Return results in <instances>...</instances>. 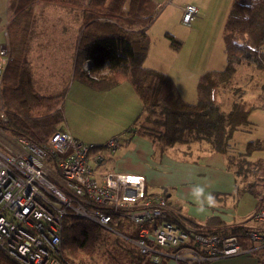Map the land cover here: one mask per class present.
Listing matches in <instances>:
<instances>
[{"label": "trees", "instance_id": "1", "mask_svg": "<svg viewBox=\"0 0 264 264\" xmlns=\"http://www.w3.org/2000/svg\"><path fill=\"white\" fill-rule=\"evenodd\" d=\"M37 2L54 3L55 5L57 4L68 10L80 11L81 24L76 41L73 79H76L98 91H106L123 82H129L142 103V110L146 115L145 120L150 124V126L144 127L145 125L143 123L138 127V130L129 128L127 131L130 132L131 136L138 134L142 137H147L151 142L153 141L152 143L154 145L157 144L159 146L161 152L165 151V148L174 145L189 146L194 143H205L211 152L225 155L226 157L229 155L231 151L230 141L233 134L236 131L242 130L245 125H249L248 116L257 107L252 103L248 104L239 102L234 103L230 111L223 112L220 109V106L214 101V89L216 91L220 87L228 84L235 72V67L242 61L254 63L257 68L264 69V0H249L248 4L239 0L232 1L222 30L226 67L224 66L221 70L207 71L208 73L205 72V75L199 77L196 92H198L197 99H201V101H199L201 107H199L197 100L195 103L186 102V104L183 105L185 101L178 97L180 95L170 77L155 69L145 68L142 65L150 43L147 29L152 24L155 15L157 14L156 9L158 7L153 1L9 0L8 11L12 13L13 20L9 22L7 26V30L12 34L10 37V34L8 33L11 44V53L10 60L4 71L1 86L2 92L0 93L1 103H4L3 106H5L4 108L7 111L6 122L2 127L4 131L13 137H23L27 140L29 139L32 143L41 146L42 144L45 145L47 143L51 133L53 134L60 129L58 128L59 125L64 121L62 99L65 96V90L60 93L43 96L34 89L32 76L26 60V48L25 44H23L24 38L21 39L22 37H19L23 36V34H19V36L17 34L19 31L23 32V28L27 27L21 28L22 19L24 20L26 16L30 17L32 14V8ZM13 3L15 5H13ZM139 21L141 22L138 23ZM136 25H140V27H137ZM10 29H12V32ZM141 36H144V39L141 38ZM165 37L170 41V46L173 49H179L181 44L175 39V37L170 34H165ZM19 39H21V41ZM141 39L145 41L141 42ZM18 47H23L24 49L22 50ZM19 55L20 58L22 57L21 59L19 58ZM13 56L14 59H12ZM15 57L18 59H15ZM83 58L85 60H83ZM15 60H19V62ZM24 61L26 64H24ZM86 62L89 63L88 71L82 69L83 64ZM79 63L83 64L80 65ZM22 66L26 67L21 69L20 67ZM169 80L172 83H170ZM173 89L175 90V93ZM174 95H176V99H173L175 98ZM177 98L179 99L177 100ZM3 99L6 100L2 102ZM172 100H174V102ZM209 100H212V102ZM172 103L175 104L172 105ZM202 104L205 107L202 108ZM146 105H149V107ZM164 108H168L171 115H169ZM241 108H243V110ZM196 110L197 112L200 111V114L199 112L197 113ZM202 110H204L205 113H203L204 111ZM151 111L154 113H150ZM175 111H178L176 112L178 114H176ZM214 112H216V114ZM240 112L241 114L244 112V114L241 116ZM162 114H164V116ZM207 116L210 122L203 121L205 124L203 122L201 123L200 121L206 119L205 117ZM217 118L220 120H217ZM174 120L176 121L174 122ZM197 120H199L200 123L196 124ZM213 120L215 123H211ZM237 120L238 122H236ZM169 122L171 123L170 128H172L170 130L166 127L167 124L169 125ZM220 123H222L221 129L218 131L217 128ZM194 124L199 127H196V125L194 126ZM208 124H211L212 127H208L209 129L207 130L206 125ZM191 125H193V127ZM214 125L216 126V129L214 128ZM232 125L235 126V128ZM201 126H204L203 130L202 128L200 129ZM188 128L192 130H188ZM185 132L186 134L190 133L189 135H186ZM207 132L210 135H208ZM159 133L161 135L158 137L157 135ZM166 134L171 137V139L167 137ZM217 135L218 140L221 142L220 144L218 143ZM173 136L175 137L173 138ZM192 136L194 138H192ZM42 137L45 138L43 140L46 142L42 141ZM182 137L184 139H182ZM197 137L199 138L197 139ZM186 139L189 140L182 141ZM208 139L213 142H210ZM249 142H247L245 146V156H250L255 151H264L263 141L255 140ZM216 146L218 147V151ZM220 149L224 150V153H222V150ZM219 150L221 153H219ZM228 168L230 167L228 166ZM247 190L249 192H247ZM244 192L249 194L251 192V195H254V197H257V194H259L254 183H249L244 189ZM78 218L79 217L73 216L68 220H65L62 234L64 253L71 264L74 262L67 256L66 252L69 256L76 259H80L81 256L91 258L96 252V244L101 238L102 233H104L103 230L106 231V229H103L102 227L101 229L100 226L91 223V221ZM217 219L218 218L215 217L209 218L206 225L210 229L207 228V230L204 231H208L209 233L211 230V234H222L224 236L238 234V232L241 233L242 231H245L243 226L225 227V225ZM96 227H98V229ZM131 248L132 249L125 250L124 253H121L123 256L122 264L123 262L125 264H145L146 261L136 253L133 246ZM0 264H16V262L0 251Z\"/></svg>", "mask_w": 264, "mask_h": 264}, {"label": "built area", "instance_id": "2", "mask_svg": "<svg viewBox=\"0 0 264 264\" xmlns=\"http://www.w3.org/2000/svg\"><path fill=\"white\" fill-rule=\"evenodd\" d=\"M197 15L195 5L182 6L183 24H190ZM3 34L0 93L10 60L4 29ZM88 67L86 62L84 70ZM6 118L0 100V251L17 264H71L62 234L65 219L72 216L108 231L129 230L128 235L119 236L152 264L164 259L206 264L264 253V176L252 225L238 234H211L179 222L166 195L150 192L144 176L102 171L106 159L120 148V137L97 146L60 129L39 146L23 137L2 136Z\"/></svg>", "mask_w": 264, "mask_h": 264}, {"label": "crops", "instance_id": "3", "mask_svg": "<svg viewBox=\"0 0 264 264\" xmlns=\"http://www.w3.org/2000/svg\"><path fill=\"white\" fill-rule=\"evenodd\" d=\"M151 1L156 3L157 7H159L160 4L163 5L165 3L164 0ZM187 3L195 4L199 8L197 18H195L192 23H190L191 25H186L181 22V24L188 27L189 31L193 33V36H197L199 39L203 38V34H198V32H200L198 26L202 23V21L210 34L217 33L219 32V30H221L222 36L223 26L228 13H225L223 16H219L215 11H208V9L205 8L204 5L200 2ZM187 3H184L183 5ZM183 5L179 7L180 11ZM179 21H181V16ZM194 21L195 23H193ZM79 23L81 24V19H79ZM151 27L152 25H150L147 29L150 43L147 49L146 56L142 63L143 67L155 69L170 77L183 101L187 103H195L197 100L196 82H198L201 74L207 71L218 69L221 70L224 67L220 69V67L222 66L219 63L220 61L214 58L212 60H209L206 65H203L201 63H197L199 65L195 64L199 68L193 67V69H188L187 66L190 63V59H188L189 57L180 56V48L177 50L173 49L170 46V41H168L166 37L165 40L162 38L165 36V34H170L173 37L175 35L168 31H162L163 34H151ZM160 34H162V37ZM175 37L177 39V36ZM54 39L59 40L50 42V50L53 51L51 52V54L54 53L58 59L56 61L57 68L55 69V71H53L55 73L48 78V84L45 83V86L37 84V80L34 77V65L29 64V71L32 76L34 89L38 93L40 91L41 93L39 94L43 96L60 93L63 90L66 91L65 83L69 78H71L72 83L67 87L66 97L68 95L71 96V102L74 104L72 106H75L77 109H79L83 105L85 109H87V112H95L99 116H109V119L112 115L111 121L107 123L109 128L108 132L103 133L101 136L98 135V139H96L95 143L93 144L101 146L107 140L116 136L120 137V139L128 140L125 145H123V147L118 149L116 154L106 159L105 163L102 166V171L104 170L103 172L114 171L121 173L140 174L144 176L146 179V186L148 190L152 193H166L165 195L168 198V204H170V211L174 212V214L177 215L179 222L183 224L185 223L188 226L207 230V220L211 218L212 215L213 217L215 216V218H220L219 220L224 223L226 227H231V225L242 226V223L244 222L248 223L247 225H243L244 228L252 225L251 215L254 213V209H256L258 205L257 197H255V208L250 211H246L243 214L237 213L236 207L239 204L238 199L240 197L239 196L237 198L234 194L237 187V179L235 173L230 168H228L226 159L227 157L225 155L220 156V154L218 153H213L208 149V147L205 149H199L196 146H194V148L191 147L188 154H183L180 149L175 153H172L171 149L160 152V150H157L155 145L147 137L134 135L124 138V134L126 135L125 132L129 128H131L132 124H134L136 120H138L139 116L144 113L141 107L142 103L134 92L130 83L123 82L109 90L98 91L90 88L89 86L76 79H73V65L75 59L73 60L72 56L76 52V46L74 50L71 43L66 40L64 41L63 39H60L59 35H56ZM162 54H164L166 58H163ZM67 56L70 58H68ZM27 62L30 63L29 60ZM50 63H55V61L52 59L50 60ZM180 74L182 75V78ZM62 113L64 121L59 125L58 128L67 130L74 138L80 140L79 138H81L83 131L79 130L76 126L73 120L74 117L71 116V109H66L65 111H63L62 107ZM251 113L249 114V116L251 115ZM249 116L248 127L250 126L251 129L247 130L246 128H243L242 130L236 131L233 134V137L230 141L231 152H233L237 145L236 140L240 141V139H238L240 137L237 134L245 135V138H247V135L249 137L252 131L254 132V126L250 121ZM257 140L262 141L264 139ZM246 141L249 142L255 140L249 139V141ZM139 151L144 152L140 153ZM126 154L127 156H125ZM252 154L254 155V152ZM141 157H143V160L141 159ZM161 158L163 159L162 161ZM201 159L204 164L201 162ZM131 167L134 168L135 171ZM160 174L162 175L160 176ZM223 175L225 176V178ZM207 180L209 183L207 182ZM210 183L213 186H211ZM177 205H179V207ZM228 224H230V226ZM244 245L247 246L245 243ZM262 255L264 254L259 253L256 255H241L225 259L212 260L210 262H207L206 264H262L264 262L262 261L264 260V256ZM145 264L152 263L146 261ZM158 264L179 263L174 261L173 259H164Z\"/></svg>", "mask_w": 264, "mask_h": 264}, {"label": "rangeland", "instance_id": "4", "mask_svg": "<svg viewBox=\"0 0 264 264\" xmlns=\"http://www.w3.org/2000/svg\"><path fill=\"white\" fill-rule=\"evenodd\" d=\"M164 1L165 3L163 5H160L156 11L157 14L155 15L154 21L151 24L152 27L150 28L151 34H155V33L159 34V33H162V31H168L174 34L175 36H177V39L175 36L174 37L176 40L179 39L178 41L181 44V46L179 47L180 56L182 57L188 56L189 57L188 59H190V63L187 66L188 69H193V67H198L197 65H199L200 63L203 65H206V63H208L209 60H212L214 58L220 61L219 63L222 65L220 69L223 68L225 66V56L223 52L224 44L222 41L221 30H219V32L217 33L210 34L207 31L206 26H204L205 24L201 23L198 26V29L200 31L198 32V34H203V38L199 39L197 36H193V33L189 31L188 27L181 24V21H179L180 16H181V11L179 7L187 2L189 3L190 2L192 3L200 2L204 5L205 8L208 9V11H211V12L215 11L217 12V15L223 16L225 13L229 12L230 6L232 4V0H164ZM239 1H244L245 4L249 3V0H239ZM192 5H195V4H192ZM8 7H9V0H0V43L4 41L3 29L6 31L8 35V30L6 28L8 26V23L13 20L12 13L8 11ZM76 15L77 17H75ZM79 16H80V11L70 10V9L68 10L67 8H63L55 4L52 5V3L37 2L34 4L32 8V14L30 15V17L26 16L24 20L22 19L21 28L26 27V26L27 27L24 28V31L22 33L21 31H19L18 34L20 35L23 34L24 36L23 42L25 44L26 52H27L26 60L30 61V63H28V68H29V64L34 65V68H33L35 70L34 77L37 80L38 85L45 86L44 85L45 83L48 84V78L51 77L55 73L53 71H55V69L57 68L56 61L58 59L54 53L51 54V52L53 51L50 50V47H51L50 42L59 40V39L54 40V37L56 35H59L60 39H65L66 41L70 42L72 47L75 49L76 41L79 35V32H78L79 26H80ZM61 28L62 30L64 28V30L63 31L59 30ZM162 34H160L161 37H162ZM162 38L165 40V36ZM8 39H9V35H8ZM9 42H10V39H9ZM50 55L51 57H49ZM162 55H163V58H166L164 54ZM50 58H52L55 61V63H50V60H52ZM72 59L73 60L75 59V53L73 54ZM241 63L235 67L236 68L235 72L232 75V78L229 81V83L217 89L214 92L216 96L213 95L214 99L216 98V100L214 101L220 106V109L223 112L230 111L232 107L231 105H233L234 102L235 103H239V102L249 103L250 102V103H253L257 107L249 116V119L253 123V126H254V132L252 131L249 137L247 135V138H245V135L237 134L240 137L238 138L240 139V141L236 140L237 145L235 149L233 150V152L230 151L229 156H227V161L228 159H230L228 161V165L230 169L234 173L237 172L236 173L237 187H236V191L234 194L237 198L240 196L238 199L239 204L236 207L238 214L240 213L243 214L246 211H250L253 208H255L256 206L255 197L251 194L249 195V193L248 194L242 193V190L244 192V189L247 187L246 185L249 184L250 181H251L250 183H254V182H255L254 184L257 183L256 189L260 190L261 182H257V181L261 180L264 175V172H263L264 171V167H263L264 166V162H263L264 161V151L262 152L255 151L254 155L252 154L253 156L252 155L244 156L243 154L245 152V146H246L245 144H247L246 140L249 141V139H254V140L264 139V94H262L264 93V89H263L264 88V69L263 70L258 69L254 63H248L246 61H242ZM82 69L84 70V64H83ZM180 76L182 78L181 74ZM71 83H72L71 78H69L67 82L65 83L66 91H65V96L62 99L63 111H65L66 109H71V116L74 117L73 120L76 126L78 127L79 130L83 131L82 136L79 139L84 142L95 143L96 139H98L99 136H101L105 132L106 133L108 132L109 128H108L107 123L111 121L112 115L109 119V116H105V115L99 116L95 112H87L86 111L87 109H85L83 105L79 109H77L75 106H72L74 104L71 102V96L68 95L66 97L67 87ZM39 93L41 92L39 91ZM143 114H141L138 120H136V122L132 124L131 129H134V130L138 129V127L143 123L145 126H150V124L147 123V121L145 120V117H144L145 113ZM244 128H246L247 130L251 129L250 126L248 127V125H245ZM127 132H125L126 135L124 134V138H127V136L131 137L130 133H127ZM6 135L9 136L10 134L7 132L5 133L4 131L2 133V136L7 137ZM135 135L140 136L138 134H135ZM2 139L3 138H1V135H0V141ZM127 140L128 139H121L120 148L123 147V145H125L124 143H126ZM194 146H196L199 149L207 148V145L205 143H198V144L194 143L189 146L174 145L172 147L165 148L164 150L171 149L172 150L171 152L175 153L176 151L180 149V151L183 154H188L189 149H191V147L194 148ZM155 147L157 148V150L160 149L157 144H155ZM240 153L242 155H240ZM238 157L241 159H239ZM231 158H233L232 160L233 162H231ZM257 158H259V160H257ZM245 161L247 163H245ZM253 161L254 163L257 162L256 163L257 165H255ZM260 161L262 164L260 163ZM248 165H249L250 170L247 167ZM259 165H261L262 168ZM244 168L245 169L247 168L246 176L243 175L245 174L243 172V170H245ZM261 171H262V174H261ZM254 174L255 175L257 174L256 175L257 178ZM258 177L261 179H259ZM247 224H248L247 222L242 223V225H247ZM127 232H126V229H119V228H114L113 232L112 231L107 232L104 230V233H102L101 238H100L101 240H99L97 243V247H96L97 253L95 252L93 258L81 256L80 259L79 258L76 259V258H72L71 256H69L67 252L66 254L68 257H70V259L75 264H92V263L93 264H113L112 262H114V264H119L118 262L119 260L121 264L123 256L119 252L121 251L122 253H124L125 250L132 249L130 248L132 247V245L130 243L128 244L126 240H122L123 238L119 236L120 234L128 235L130 233L128 230ZM106 234L109 236H107ZM117 242L120 244H118ZM108 246L112 248L108 249L109 248ZM110 253L113 256L110 255ZM109 257L111 259H108ZM115 257H118L117 260H115L116 259Z\"/></svg>", "mask_w": 264, "mask_h": 264}, {"label": "bare ground", "instance_id": "5", "mask_svg": "<svg viewBox=\"0 0 264 264\" xmlns=\"http://www.w3.org/2000/svg\"><path fill=\"white\" fill-rule=\"evenodd\" d=\"M17 1H19V0H17ZM79 1H82V0H79ZM123 3H124V2H123ZM53 4H54V3H52V5H53ZM159 4H160V2H159ZM159 4H158V5H159ZM187 4H188V3H187ZM13 5H15V4L13 3ZM56 5H57V4H56ZM160 5H161V4H160ZM119 6H120V5H119ZM85 7H86V6H85ZM121 7H122V6H121ZM58 8H59V7H58ZM87 9H88V6H87ZM80 10H81V9H80ZM156 10H157V9H156ZM59 11H60V10H59ZM85 11H86V10H85ZM198 11H199V10H198ZM15 14H16V13H15ZM200 14H201V13H200ZM62 17H63V16H62ZM75 17H77V15H76ZM79 17H80V16H79ZM79 17H78V18H79ZM81 17H82V15H81ZM198 17H199V16H198ZM127 18H128V17H127ZM145 18H148V17H145ZM196 18H197V17H196ZM68 19H69V18H68ZM199 19H200V18H199ZM129 20H130V19H129ZM137 20H138V19H137ZM137 20H136V23H137ZM201 20H202V19H201ZM64 22H65V21H64ZM140 22H141V21H139L138 23H140ZM198 22H199V21H198ZM200 22H201V21H200ZM206 22H208V21H206ZM5 23H6V22H5ZM145 23H146V21H145ZM145 23H144V24H145ZM191 23H192V22H191ZM193 23H195V21H194ZM141 24H142V23H141ZM202 24H203V21H202ZM186 25H187V24H186ZM190 25H191V24H190ZM133 26H134V25H133ZM136 26H137V25H136ZM204 26H205V25H204ZM134 27H135V26H134ZM137 27H140V25L137 26ZM8 28H9V27H8ZM135 28H136V27H135ZM6 29H7V28H6ZM23 30H24V28H23ZM59 30L63 31L64 28H63V30H62V28L59 29ZM191 30H192V29H191ZM10 31L12 32V29H10ZM53 31H54V30H53ZM224 31H225V29H224ZM13 32H14V31H13ZM25 32H26V31H25ZM129 32H130V31H129ZM8 33H9V31H8ZM21 33H22V31H21ZM26 33H27V32H26ZM54 33H55V32H54ZM56 33H57V32H56ZM62 33H63V32H62ZM224 33H225V32H224ZM9 34H10V37H11L12 34H11V33H9ZM9 34H8V35H9ZM136 34H137V33H136ZM17 35L19 36V34H17ZM144 35H145V34H144ZM19 37H22L21 39L24 38L23 36H19ZM25 37H26V36H25ZM143 37H144V36H143ZM143 37L141 36V38H143ZM50 38H51V37H50ZM54 38H55V37H54ZM138 38H139V37H138ZM21 39H19V40L21 41ZM26 39H27V38H26ZM52 39H53V38H52ZM143 39H144V38H143ZM143 39H141V42H144V41H145V40L143 41ZM242 39H243V38H242ZM246 39H247V38H246ZM17 40H18V39H17ZM54 40H55V39H54ZM63 40L65 41V39H63ZM237 42H238V41H237ZM17 43H18V42H17ZM23 44H24V42H23ZM10 45H11V44H10ZM22 46H23V45H22ZM58 46H59V45H58ZM11 47H12V46H11ZM18 48H19V49H22V50L24 49L23 47H22V48L18 47ZM74 50H75V49H74ZM74 50H73V51H74ZM25 52H26V51H25ZM10 53H11V52H10ZM19 53H20V51H19ZM26 53H27V52H26ZM143 53H144V51H143ZM11 55H12V54H11ZM13 55H15V54H13ZM20 55H21V54H20ZM20 55H19V58H20ZM128 55H130V54H128ZM23 56H24V55H23ZM17 57H18V56H17ZM17 57H15V59H18ZM24 57H25V56H24ZM49 57H51V56H49ZM67 57H68V56H67ZM72 57H73V56H72ZM21 58H22V57H21ZM21 58H20V59H21ZM68 58H70V57H68ZM12 59H14V56H13ZM24 60H25V59H24ZM83 60H85V59L83 58ZM15 61H18V62H19V60H15ZM72 61H73V60H72ZM20 62H21V61H20ZM84 62H85V61H84ZM101 62H102V61H101ZM103 62H104V61H103ZM22 63H23V62H22ZM24 64H26L25 61H24ZM27 64H28V63H27ZM79 64H80V63H79ZM81 64H83V63H81ZM81 64H80V65H81ZM241 64H242V63H241ZM75 65H76V64H75ZM73 66H74V65H73ZM95 66H96V65H95ZM11 67H12V65H11ZM24 67H26V66H24ZM24 67L22 66V67H20V68L23 69ZM82 67H83V66H82ZM103 67H105V66H103ZM106 67H107V66H106ZM225 67H226V66H225ZM252 67H253V66H252ZM20 68H19V69H20ZM255 68H256V67H255ZM235 69H236V68H235ZM258 69H262V68H258ZM104 70H105V69H104ZM84 71H85V70H84ZM7 72H8V70H7ZM108 72H109V71H108ZM204 72H205V71H204ZM202 73H203V72H202ZM207 73H208V72H207ZM92 74H94V73H92ZM106 74H107V73H106ZM86 75H87V74H86ZM201 75H205V73H204V74H201ZM209 75H210V74H209ZM251 77H252V76H251ZM169 81H170V80H169ZM5 82H6V81H5ZM170 83H172V82L170 81ZM196 83H197V82H196ZM8 84H9V83H8ZM3 85H4V84H3ZM261 85H262V84H261ZM165 86H166V85H165ZM8 88H9V87H8ZM173 88H174V87H173ZM261 88H262V87H261ZM174 89H175V88H174ZM174 89H173V90H174ZM263 89H264V88H263ZM173 90H172V91H173ZM8 91H9V90H8ZM236 91H237V89H236ZM1 92H2V91H1ZM214 92H215V89H214ZM157 93H158V92H157ZM174 93H175V90H174ZM176 93H177V92H176ZM197 93H198V92H197ZM234 93H235V92H234ZM262 94H264V93H262ZM172 95H173V93H172ZM214 95H215V94H214ZM238 95H239V94H238ZM174 96H175V98H173V97H172V98H173V99H176V95H174ZM215 96H216V95H215ZM178 97H180V96H178ZM199 98H201V97H199ZM153 99H154V98H153ZM170 99H171V98H170ZM178 99H179V98H177V100H178ZM180 99H181V97H180ZM202 99H203V98H202ZM5 100H6V99H5ZM5 100L3 99L2 102H4ZM177 100H175V101H177ZM206 100H207V99H206ZM214 100H216V98H215ZM172 101L174 102V100H172ZM197 101H198V105H199V107H201V105L199 104V103H200L199 101H201V99H199V100L197 99ZM202 101H204V100H202ZM209 101L212 102V100H209ZM246 101H247V100H246ZM176 103H177V102H176ZM182 103H183V102H182ZM234 103H235V102H234ZM249 103H250V102H249ZM249 103H248V104H249ZM3 104H4V103H3ZM3 104H2V105H3ZM173 104H175V103H172V105H173ZM185 104H186V102L183 103V105H185ZM203 104H204V103H203ZM203 104H202V108L205 107ZM206 104H207V103H206ZM232 104H233V103H232ZM250 104H251V103H250ZM252 104H253V103H252ZM176 105H177V104H176ZM193 105H194V104H193ZM193 105H192V106H193ZM146 106L149 107V105H146ZM231 106H232V105H231ZM4 107H5V106H4ZM141 107H142V106H141ZM208 107H209V106H208ZM202 108H201V109H202ZM206 108H207V106H206ZM209 108H210V107H209ZM231 108H232V107H231ZM151 109H152V108H151ZM164 109H166V108H164ZM170 109H173V108H170ZM188 109H189V108H188ZM215 109H216V108H215ZM241 109L243 110V108H241ZM166 110H167V112L169 113V109L167 108ZM192 111H193V110H192ZM194 111H195V109H194ZM202 111H204V110H202ZM207 111H208V110H207ZM6 112H7V111H6ZM172 112H173V111H172ZM176 112H178V111H175V113H176ZM196 112H197V110H196ZM198 112H199V114H200V111H198ZM198 112H197V113H198ZM150 113H154V112L151 111ZM173 113H174V112H173ZM173 113H172V114H173ZM203 113H205V111H204ZM208 113H209V112H208ZM214 113L216 114V112H214ZM9 114H10V113H9ZM142 114H143V113H142ZM176 114H178V113H176ZM243 114H244V112H243ZM243 114H241V112H240V115H241V116H242ZM143 115H144V114H143ZM162 115L164 116V114H162ZM162 115H161V116H162ZM165 115H166V114H165ZM169 115H171V112L169 113ZM197 115H198V114H197ZM145 116H146V115H145ZM145 116H144V117H145ZM159 116H160V115H159ZM218 116H219V115H218ZM241 116H240V117H241ZM166 117H167V115H166ZM177 117H178V116H177ZM152 118H153V117H152ZM155 118H156V117H155ZM164 118H165V117H164ZM169 118H170V116H169ZM172 118H173V117H172ZM205 118H206V119H204V120H202V121H200V122H201V123H202L203 121H206V122L209 121V122H210V120H208V119H209L208 116L205 117ZM210 118H211V117H210ZM227 118H228V117H227ZM227 118H226V119H227ZM156 119H157V118H156ZM178 119H179V118H178ZM196 119H198V118H196ZM224 119H225V118H224ZM148 120H149V118H148ZM159 120H160V119H159ZM194 120H195V119H194ZM214 120H215V119H214ZM214 120H213L211 123H215ZM217 120H220V119L217 118ZM227 120H228V119H227ZM238 120H239V119H238ZM238 120H237L236 122H238ZM7 121H8V120H7ZM151 121H152V120H151ZM170 121H171V119H170ZM175 121H176V120H174V122H175ZM241 121H242V120H241ZM152 122H153V121H152ZM200 122H199V120H197V123H196V124H198V123H200ZM7 123H8V122H7ZM7 123H6V124H7ZM153 123H154V122H153ZM172 123H173V122H172ZM194 123H195V121H194ZM203 123H204V122H203ZM217 123H218V122H217ZM162 124H163V121H162ZM174 124H175V123H174ZM179 124H180V123H179ZM179 124H178V126H179ZM192 124H193V123H192ZM196 124H194V126H195ZM204 124H205V123H204ZM221 124H222V123H220V125H219L218 128H217L218 131H219V129H221ZM165 125H166V124H165ZM170 125H171L170 122H169V125H168V124L166 125V127H168L169 130L172 129V128H170ZM175 125H176V124H175ZM208 125H209V124H208ZM208 125H206V129H207V130L209 129L208 127H212L211 124H210L209 126H208ZM216 125H218V124H216ZM172 126H173V125H172ZM176 126H177V125H176ZM191 126L193 127V125H191ZM197 126H198V125H196V127H197ZM214 126H215V125H214ZM222 126H224V125H222ZM232 126H233V125H232ZM144 127H146V126H144ZM179 127H180V126H179ZM181 127H182V126H181ZM198 127H199V126H198ZM203 127H204V126H201L200 129L202 128V130H203ZM219 127H220V128H219ZM233 127L235 128V126H233ZM164 128H165V127H164ZM214 128L216 129V126H215ZM224 128H225V127H224ZM224 128H223V129H224ZM166 129H167V128H166ZM180 129H181V128H180ZM182 129H183V128H182ZM5 130H6V129H5ZM59 130H60V129H59ZM137 130H138V129H137ZM144 130H145V129H144ZM164 130H165V129H164ZM169 130H168V131H169ZM184 130H185V129H184ZM188 130H192V129L188 128ZM207 130H206V131H207ZM210 130H211V129H210ZM212 130H213V129H212ZM142 131H143V130H142ZM158 131H160V130H158ZM178 131H181V130H178ZM221 131H222V130H221ZM223 131H224V130H223ZM229 131H230V129H229ZM5 132H6V131H5ZM139 132H141V131H139ZM146 132H148V131H146ZM160 132H161V131H160ZM165 132H166V130H165ZM165 132H163V133H165ZM173 132H174V131H173ZM182 132H183V131H182ZM182 132H181V133H182ZM187 132H188V131H187ZM194 132H196V131H194ZM208 132H209V131H208ZM208 132H207V134L210 135L209 133H211V132H209V133H208ZM215 132H216V131H215ZM127 133H130V132H127ZM148 133H150V132H148ZM151 133H152V132H151ZM154 133H155V132H154ZM168 133H169V132H168ZM189 133H190V132H189ZM189 133H187V134L189 135ZM198 133H199V132H198ZM221 133H222V132H221ZM221 133H220V134H221ZM224 133H225V132H224ZM131 134H132V133H131ZM152 134H153V133H152ZM185 134H186V132H185ZM187 134H186V135H187ZM205 134H206V133H205ZM216 134H217V133H216ZM216 134H215V135H216ZM51 135H52V133H51ZM155 135H157V134H155ZM159 135H161V134L159 133L157 136L159 137ZM168 135H169V134H168ZM171 135H173V134H171ZM174 135H175V134H174ZM194 135H195V134H194ZM194 135H193V136H194ZM212 135H213V134H212ZM212 135H211V136H212ZM6 136H7V135H6ZM104 136H106V135H104ZM107 136H108V134H107ZM114 136H115V135H114ZM166 136H167V134H166ZM181 136H182V134H181ZM193 136H192V138H194ZM199 136H200V135H199ZM221 136H222V134H221ZM47 137H48V136H47ZM49 137H50V135H49ZM127 137H128V136H127ZM162 137H163V136H162ZM167 137H169V136H167ZM174 137H175V136H173V138H174ZM188 137H189V136H188ZM219 137H220V136H219ZM134 138H135V137H134ZM136 138H137V137H136ZM169 138L171 139V137H169ZM184 138H185V136H184ZM184 138L182 137V139H184ZM198 138H199V137H197V139H198ZM200 138H201V137H200ZM207 138H208V137H207ZM215 138H216V136H215ZM43 139H45V138L42 137V141H44ZM47 139H48V138H47ZM151 139H152V138H151ZM195 139H196V138H195ZM195 139H194V140H195ZM212 139H213V138H212ZM221 139H222V137H221ZM28 140H29V139H28ZM187 140H189V139L182 140V141H187ZM208 140H209V139H208ZM217 140H218V135H217ZM225 140H226V139H225ZM29 141H30V140H29ZM125 141H126V140H125ZM169 141H170V140H169ZM209 141H210V142H213V141H211V140H209ZM218 141H219V140H218ZM44 142H46V141H44ZM134 142H135V141H134ZM152 142H153V141H152ZM218 143L220 144L221 142L219 141ZM225 143H226V142H225ZM249 143H250V142H249ZM124 144H125V143H124ZM149 144H150V143H149ZM210 144H211V143H210ZM42 145H43V144H42ZM222 145H223V143H222ZM222 145H221V146H222ZM256 145H257V144H256ZM136 146H137V145H136ZM217 146H219V145H217ZM217 146H216V147H217ZM247 146H249V145H247ZM212 147H213V146H212ZM254 147H255V146H254ZM138 148H139V147H138ZM140 148H142V147H140ZM219 148H221V147H219ZM151 149H152V148H151ZM223 149H224V146H223ZM252 149H254V148H252ZM137 150H138V149H137ZM220 150H222V149H220ZM220 150H219V153H221ZM258 150H259V149H258ZM125 151H126V150H125ZM145 151H146V150H145ZM214 151H215V150H214ZM217 151H218V147H217ZM223 151H224V150H222V153H224ZM137 152H138V151H137ZM139 152H140V151H139ZM143 152H144V151H143ZM143 152H140V153H143ZM160 152H161V151H160ZM176 152H177V151H176ZM238 154H239V153H238ZM243 154H245V153H243ZM134 155H135V153H134ZM240 155H242V154L240 153ZM125 156H127V154H126ZM131 156H132V155H131ZM208 156H209V155H208ZM215 156H216V155H215ZM220 156H221V155H220ZM227 156H229V155H227ZM238 156H239V155H238ZM244 156H245V155H244ZM162 157H163V156H162ZM168 157H169V156H168ZM198 157H199V156H198ZM205 157H206V156H205ZM211 157H212V156H211ZM134 158H135V156H134ZM134 158H133V159H134ZM139 158H140V157H139ZM165 158H166V156H165ZM199 158H200V157H199ZM236 158H237V157H236ZM236 158H235V159H236ZM238 158H239V157H238ZM242 158H244V157H242ZM119 159H121V158H119ZM131 159H132V158H131ZM141 159L143 160V157H141ZM171 159H172V158H171ZM226 159H227V158H226ZM239 159H241V158H239ZM124 160H125V159H124ZM142 160H141V162H142ZM162 160H163V159L161 158V161H162ZM214 160H215V159H214ZM229 160H230V159H228V161H229ZM232 160H233V158H231V162H233ZM257 160H259V158H257ZM228 161H227V163H228ZM235 161H236V160H235ZM186 162H187V161H186ZM201 162H202V159H201ZM231 162H230V163H231ZM236 162H237V161H236ZM263 162H264V161H263ZM161 163H162V162H161ZM192 163H193V161H192ZM202 163H203V162H202ZM245 163H247V162L245 161ZM253 163H254V161H253ZM256 163H257V162H255L254 164L257 165ZM260 163H261V161H260ZM141 164H142V163H141ZM203 164H204V163H203ZM222 164H223V163H222ZM261 164H262V163H261ZM205 165H206V164H205ZM231 165H232V164H231ZM249 165H250V164H249ZM249 165L247 166L248 168H249ZM141 166H142V165H141ZM223 166H224V165H223ZM228 166H229V165H228ZM259 166L262 168L261 165H259ZM259 166H258V167H259ZM145 167H146V166H145ZM254 167H255V166H254ZM263 167H264V166H263ZM131 168H132V167H131ZM226 168H227V167H226ZM256 168H257V167H256ZM132 169L134 170V168H132ZM222 169H223V168H222ZM241 169H242V168H241ZM244 169H245V168H244ZM246 169H247V168H246ZM246 169L243 170V172L245 173V174H243L244 176H246V174H247V173H246ZM251 169H252V168H251ZM235 170H236V169H235ZM249 170H250V168H249ZM253 170H254V169H253ZM103 171H104V170H103ZM134 171H135V170H134ZM145 171H146V170H145ZM145 171H144V172H145ZM240 171H241V170H240ZM247 171H248V170H247ZM256 171H257V170H256ZM256 171H255V172H256ZM129 172H130V170H129ZM160 172H161V171H160ZM162 172H163V171H162ZM241 172H242V171H241ZM255 172H254V173H255ZM263 172H264V171H263ZM227 173H228V172H227ZM143 174H144V173H143ZM235 174H236V173H235ZM261 174H262V171H261ZM145 175H146V173H145ZM147 175H148V174H147ZM161 175H162V174H160V176H161ZM254 175H255V174H254ZM256 175H257V174H256ZM256 175H255V176H256ZM223 176H224V175H223ZM231 176H232V175H231ZM235 176H236V175H235ZM251 176H252V175H251ZM258 176H259V175H258ZM263 176H264V175H263ZM206 178H207V177H206ZM224 178H225V176H224ZM241 178H242V177H241ZM256 178H257V176H256ZM258 178H259V177H258ZM212 179H213V178H212ZM226 179H227V178H226ZM234 179H235V178H234ZM244 179H245V177H244ZM253 179H254V178H253ZM259 179H261V178H259ZM239 180H240V179H239ZM256 180H258V179H256ZM261 180H262V179H261ZM261 180H259V181H257V182H261ZM207 182H208V180H207ZM250 182H251V181H250ZM250 182H249V183H250ZM180 183H181V182H180ZM183 183H184V182H183ZM185 183H188V182H185ZM189 183H190V182H189ZM208 183H209V182H208ZM254 183H255V182H254ZM256 184H257V183H256ZM256 184H255V185H256ZM185 185H186V184H185ZM210 185H211V183H210ZM245 185H246V184H245ZM247 185H249V184H247ZM247 185H246V186H247ZM260 185H261V184H260ZM211 186H213V185H211ZM260 187H261V186H260ZM151 189H152V188H151ZM165 190H166V189H165ZM257 191H259V189H257ZM154 192H155V191H154ZM178 192H179V191H178ZM190 192H191V191H190ZM247 192H249V191L247 190ZM247 192H246V193H247ZM251 192H252V191H251ZM251 192H250V194H251ZM163 193H164V192H163ZM167 193H168V192H167ZM195 193H196V192H195ZM242 193H245V192H243V190H242ZM165 194H166V193H165ZM247 194H248V193H247ZM250 194H249V195H250ZM185 195H186V194H185ZM185 195H184V197H185ZM257 195H258V194H257ZM253 196H254V195H253ZM255 196H256V195H255ZM182 197H183V196H182ZM184 197H183V198H184ZM194 197H195V196H194ZM224 197H225V196H224ZM224 197H222V198H224ZM186 199H188V198H186ZM187 201H188V200H187ZM216 201H217V200H216ZM178 202H179V201H178ZM189 202H190V201H189ZM176 203H177V202H176ZM180 204H181V203H180ZM169 205H170V204H169ZM171 206H172V205H171ZM173 206H174V205H173ZM177 206L179 207V205H177ZM178 207H177V208H178ZM180 207H181V206H180ZM176 210H177V209H176ZM210 210H211V209H210ZM255 211H256V210H255ZM172 213H174V212H172ZM218 216H220V215H218ZM72 217H73V216H72ZM212 217H213V215H212ZM214 217H215V216H214ZM69 218H71V217H69ZM69 218H68V219H69ZM68 219L66 218L65 220H68ZM78 219H79V218H78ZM219 219H220V218H219ZM181 220H183V219H181ZM217 220H218V219H217ZM221 220H222V219H221ZM224 220H225V219H224ZM78 221H79V220H78ZM226 221H227V220H226ZM226 221H225V222H226ZM71 222H72V221H71ZM184 222H186V221H184ZM91 223H93V222H91ZM184 224H185V223H184ZM223 224H224V223H223ZM94 225H95V224H94ZM189 225H190V224H189ZM204 225H205V223H204ZM209 225H210V224H209ZM215 225H216V224H215ZM228 225L230 226V224H228ZM231 226H232V225H231ZM233 226H234V225H233ZM242 226H243V225H242ZM205 227H207V226H205ZM212 227H213V226H212ZM220 227H221V226H220ZM225 227H226V226H225ZM234 227H235V226H234ZM96 228L98 229V227H96ZM100 228H101V227H100ZM207 228L210 229L209 227H207ZM214 228H215V227H214ZM242 228H243V227H242ZM101 229H102V228H101ZM220 229H221V228H220ZM202 230H203V229H202ZM213 230H214V229H213ZM213 230H212V231H213ZM103 231H104V230H103ZM106 231H107V230H106ZM128 231H129V230H128ZM210 231H211V230H210ZM210 231H209V233H210ZM215 231H216V229H215ZM96 232H97V231H96ZM107 232H108V231H107ZM112 232H113V231H112ZM120 232H121V231H120ZM126 232H127V231H126ZM205 232L208 233V231H205ZM216 232H217V231H216ZM228 232H229V231H228ZM242 232H243V231H242ZM127 233H128V232H127ZM238 233H240V232H238ZM106 235H107V234H106ZM221 235H222V234H221ZM107 236H109V235H107ZM98 237H99V236H98ZM117 237H118V236H117ZM112 238H114V237H112ZM97 240H98V239H97ZM99 240H101V239H99ZM106 240H107V239H106ZM122 240H124V239H122ZM95 241H96V240H95ZM95 241H94V243H95ZM103 241H104V240H103ZM123 242H124V241H123ZM126 242H127V241H126ZM107 243H109V242H107ZM110 243H111V242H110ZM117 243H118V242H117ZM99 244H101V243H99ZM118 244H120V243H118ZM124 244H125V243H124ZM126 244H127V243H126ZM128 244H129V242H128ZM245 244L247 245V243H245ZM96 246H97V244H96ZM109 246H110V245H109ZM109 246H108V247H109ZM127 246H128V245H127ZM111 248H112V247H111ZM111 248L109 247L108 249H111ZM130 248H131V247H130ZM117 250H118V249H117ZM134 250H135V249H134ZM94 251H95V250H94ZM106 251H108V250H106ZM110 252H111V251H110ZM96 253H97V252H96ZM119 253H122V252L120 251ZM136 253H137V252H136ZM3 254H4V253H3ZM116 254H117V253H116ZM116 254H115V255H116ZM252 254H253V253H252ZM262 254H264V253H262ZM108 255H109V254H108ZM110 255H112V254L110 253ZM135 255H136V254H135ZM250 255H251V254H250ZM255 255H256V254H255ZM112 256H113V255H112ZM255 257H256V256H255ZM257 257H258V256H257ZM92 258H93V256H92ZM115 258H116L115 260H117L118 257H115ZM263 258H264V257H263ZM263 258H261V259H263ZM108 259H111V258L109 257ZM125 259H126V258H125ZM133 259H134V258H133ZM118 260H119V259H118ZM123 260H124V259H123ZM134 260H135V259H134ZM134 260H133V262H134ZM259 260H260V258H259ZM111 261H112V260H111ZM262 261H264V260H262ZM118 262H119V264H120V260H119ZM121 262H122V261H121ZM133 262H132V263H133ZM138 262H139V261H138ZM140 262H141V261H140ZM112 263L114 264V262H112ZM16 264H17V263H16ZM73 264H74V263H73ZM92 264H93V263H92ZM121 264H122V263H121ZM123 264H125V263L123 262Z\"/></svg>", "mask_w": 264, "mask_h": 264}]
</instances>
